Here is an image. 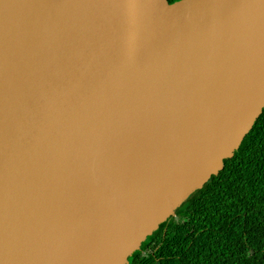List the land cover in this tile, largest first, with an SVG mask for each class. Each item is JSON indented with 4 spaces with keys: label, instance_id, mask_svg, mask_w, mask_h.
I'll return each instance as SVG.
<instances>
[{
    "label": "water",
    "instance_id": "water-1",
    "mask_svg": "<svg viewBox=\"0 0 264 264\" xmlns=\"http://www.w3.org/2000/svg\"><path fill=\"white\" fill-rule=\"evenodd\" d=\"M264 108V0H0V264H128Z\"/></svg>",
    "mask_w": 264,
    "mask_h": 264
},
{
    "label": "trees",
    "instance_id": "trees-1",
    "mask_svg": "<svg viewBox=\"0 0 264 264\" xmlns=\"http://www.w3.org/2000/svg\"><path fill=\"white\" fill-rule=\"evenodd\" d=\"M128 264H264V108L222 169Z\"/></svg>",
    "mask_w": 264,
    "mask_h": 264
},
{
    "label": "clouds",
    "instance_id": "clouds-1",
    "mask_svg": "<svg viewBox=\"0 0 264 264\" xmlns=\"http://www.w3.org/2000/svg\"><path fill=\"white\" fill-rule=\"evenodd\" d=\"M175 212V211H174Z\"/></svg>",
    "mask_w": 264,
    "mask_h": 264
}]
</instances>
